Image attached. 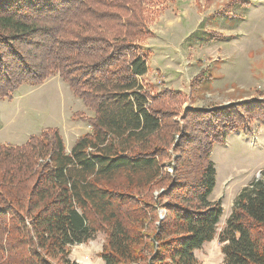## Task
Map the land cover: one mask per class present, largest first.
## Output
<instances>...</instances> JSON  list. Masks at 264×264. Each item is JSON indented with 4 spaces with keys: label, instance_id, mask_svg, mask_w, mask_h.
<instances>
[{
    "label": "trees",
    "instance_id": "obj_1",
    "mask_svg": "<svg viewBox=\"0 0 264 264\" xmlns=\"http://www.w3.org/2000/svg\"><path fill=\"white\" fill-rule=\"evenodd\" d=\"M143 4L0 0V99L57 76L92 114L75 113L91 131L69 152L56 129L0 145V264H75L70 248L97 235L104 264H198L215 237L223 264H264V180L218 232L210 155L234 121L200 109L178 122L181 94L145 89Z\"/></svg>",
    "mask_w": 264,
    "mask_h": 264
},
{
    "label": "rangeland",
    "instance_id": "obj_2",
    "mask_svg": "<svg viewBox=\"0 0 264 264\" xmlns=\"http://www.w3.org/2000/svg\"><path fill=\"white\" fill-rule=\"evenodd\" d=\"M176 2L182 5L181 10L187 8L185 15L195 10L207 15L219 13L225 16L224 25L234 30L230 41L214 43L213 34L212 50L193 47L207 43L203 34L206 23L197 26L191 17L181 27L179 39H165L178 49L166 52L172 59L162 58L156 50L147 59L150 72L142 79L151 96L164 89L181 94L176 104L178 122L179 115L200 109L224 110L234 121L221 134L220 143L213 144L210 155L216 173L211 200L219 202L223 211L219 232L239 192L254 179L264 180V0H144V26L150 35L172 34L175 21L168 11ZM167 18L173 23L163 24ZM142 51L147 55L150 52ZM75 113L92 116L57 76L38 87L24 84L8 98L0 99V145L21 146L32 135L56 129L69 152L81 135L91 131ZM170 170L167 167L166 172L171 174ZM159 219H163L162 212ZM103 240L97 235L89 243L70 248V261L104 264L98 256ZM196 258L198 264H223L217 237L197 252Z\"/></svg>",
    "mask_w": 264,
    "mask_h": 264
},
{
    "label": "crops",
    "instance_id": "obj_3",
    "mask_svg": "<svg viewBox=\"0 0 264 264\" xmlns=\"http://www.w3.org/2000/svg\"><path fill=\"white\" fill-rule=\"evenodd\" d=\"M179 4H178V2H176V4L174 3V5H172V8L168 11L169 15L173 16V18H174L173 20L175 21L174 22L175 29H173V27H171L173 29L172 34L167 36L164 33L156 34V32L155 33L151 32L152 35L144 38L140 42L139 45L141 48L148 50V52L150 50V52L148 54V58L154 56L156 53V50H157V52H158L157 54L160 55L162 58L171 60L172 58L170 56L166 55V52H169V48L172 49L173 47H172V44L170 42H167V41L169 39H173L174 37H177L178 34L182 32L181 27L184 25L185 22L190 21L191 17L195 18V23H197V26L199 24L202 26L203 24L206 23L203 27V34L205 35V39H207V43L204 42L203 44H199V45H196L193 47H199V48H203L205 50L206 49L212 50V43H213L212 36H213V34L216 35L214 38V43L215 42L219 43L222 41V39L224 41H230L232 39V38H228V37L230 36V33L233 32L234 30L224 25L223 18H225V16L222 17L221 14H219V13H216L215 15H213L211 13L208 15L207 14H201V13H198V10H195L193 13L190 12V14L185 15V11L187 10V8L182 7V10H181L180 6H182V5H179ZM195 7H197V5ZM200 9H201V7H200ZM170 20H172V19L167 18L166 20H164L163 24L169 25L170 22L173 23ZM192 24H194V23H192ZM171 28H169V29H171ZM214 31L217 33H212ZM181 38H183V37L181 36ZM237 38H239V37L237 36ZM165 39H168V40H165ZM161 43H162V45H161ZM173 49H174V51H178V49H175V47ZM147 67H148V71H147V75H148L150 72V63L148 60H147ZM190 67H192V64ZM147 75H145V76L147 77ZM143 78H141V81H143L142 80Z\"/></svg>",
    "mask_w": 264,
    "mask_h": 264
},
{
    "label": "built area",
    "instance_id": "obj_4",
    "mask_svg": "<svg viewBox=\"0 0 264 264\" xmlns=\"http://www.w3.org/2000/svg\"><path fill=\"white\" fill-rule=\"evenodd\" d=\"M169 172L171 173V170Z\"/></svg>",
    "mask_w": 264,
    "mask_h": 264
}]
</instances>
